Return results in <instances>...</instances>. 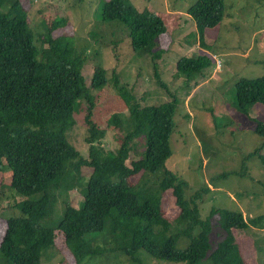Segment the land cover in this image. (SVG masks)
Wrapping results in <instances>:
<instances>
[{"label": "trees", "instance_id": "trees-1", "mask_svg": "<svg viewBox=\"0 0 264 264\" xmlns=\"http://www.w3.org/2000/svg\"><path fill=\"white\" fill-rule=\"evenodd\" d=\"M187 13L195 21L201 47L209 51L205 32L221 24L225 0H196ZM100 16L104 22H123L138 56L150 55L155 65L164 54L155 47L167 26L156 13L147 8L138 10L130 0H106ZM67 21L47 17L46 32L40 36L38 47L28 6L21 0H0V172L4 177L0 193L9 187L25 197L16 203L20 215L8 220L1 239L3 263L40 264L45 251L54 247L59 232L75 264L107 252L121 253L140 263L136 257L140 250L169 263L200 264L209 257L213 264H246L233 230H264V215L247 220L241 211L212 208L203 219L199 205L209 187L187 198L189 183L174 171L165 168L155 183L147 177L164 168L173 155L175 95L171 94L173 99L168 103L140 105L114 74L133 127L116 151L103 147L107 132L93 120L95 97L91 91L105 88L107 71L97 67L91 85H87L84 57L74 36L62 34ZM213 64V57L206 52L184 57L177 63V74L193 80ZM161 85L167 89L162 81ZM79 100L89 105L85 117L88 157L67 138L76 126ZM257 104L264 105V76L240 79L236 85L237 110L249 116ZM252 120L256 122L254 131L264 138V122ZM139 137L141 156L127 164L132 144ZM260 152L256 149L246 158ZM84 168L92 169L86 180ZM137 174V182H132L131 177ZM81 186L83 200L75 207L68 194ZM167 190H172L179 207L173 220L163 207ZM54 214L60 215L57 223L45 224ZM216 214L221 216L220 231L226 236L213 250L212 219Z\"/></svg>", "mask_w": 264, "mask_h": 264}, {"label": "rangeland", "instance_id": "rangeland-1", "mask_svg": "<svg viewBox=\"0 0 264 264\" xmlns=\"http://www.w3.org/2000/svg\"><path fill=\"white\" fill-rule=\"evenodd\" d=\"M21 1L29 8L30 27L38 47H41L40 36L46 32L45 19L66 18L68 26L62 34L74 36L75 45L84 57L83 75L87 85H91L97 67L107 71L109 82L105 88L91 91L95 97L93 120L107 132L102 141L105 149L116 151L133 127L114 74L140 105L168 103L173 94L178 99L176 128L171 138L173 155L164 168L147 174L149 180L158 182L167 168L189 183L187 198L209 187L199 205L203 219L210 215L212 208L241 211L247 220L264 215V138L256 134V122L252 120L264 122V105L253 106L249 116L240 113L235 105L239 80L264 76V0H225L221 24L205 32L209 51L201 47L195 21L187 13L196 0H130L138 10L147 8L161 16L167 26L166 34L156 40L155 49L164 54L155 65L150 55L138 56L132 50L129 29L123 22L101 20V7L106 0ZM203 52L213 57L211 68L193 80L177 74L181 58L196 57ZM88 107L84 100L77 102L76 126L67 134L68 141L84 157L89 155L85 140ZM256 149H261V156L246 158ZM141 152L142 138L139 137L134 140L126 163L140 157ZM83 172L86 180L92 169L84 168ZM3 178L0 172V185ZM138 178L139 174L134 175L131 181L136 183ZM24 198L9 187L0 193V243L8 220L20 215L16 203ZM68 198L78 207L83 200L82 186L71 190ZM163 207L169 219L178 216L179 207L172 190L164 193ZM220 217L216 214L212 219L213 250L226 236L220 231ZM59 218L60 215L54 214L45 224L54 226ZM56 234L54 247L45 251L40 264H75L71 249L61 234ZM233 234L246 264H264L262 230H233ZM136 257L140 263L121 253L107 252L83 264H186L158 261L143 250ZM3 262L0 253V264ZM200 264L213 262L207 257Z\"/></svg>", "mask_w": 264, "mask_h": 264}, {"label": "crops", "instance_id": "crops-1", "mask_svg": "<svg viewBox=\"0 0 264 264\" xmlns=\"http://www.w3.org/2000/svg\"><path fill=\"white\" fill-rule=\"evenodd\" d=\"M254 229V228H253ZM252 231H256V230H252ZM262 232L264 233V230H262Z\"/></svg>", "mask_w": 264, "mask_h": 264}]
</instances>
